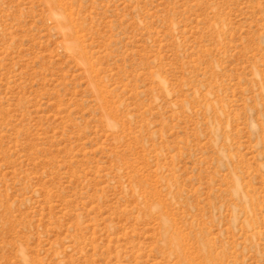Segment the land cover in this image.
Segmentation results:
<instances>
[{
  "label": "rangeland",
  "instance_id": "obj_1",
  "mask_svg": "<svg viewBox=\"0 0 264 264\" xmlns=\"http://www.w3.org/2000/svg\"><path fill=\"white\" fill-rule=\"evenodd\" d=\"M0 264H264V0H0Z\"/></svg>",
  "mask_w": 264,
  "mask_h": 264
}]
</instances>
